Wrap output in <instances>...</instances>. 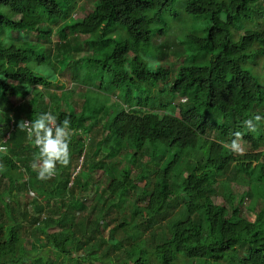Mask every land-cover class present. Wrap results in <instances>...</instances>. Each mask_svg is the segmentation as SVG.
<instances>
[{"label": "trees", "instance_id": "16d2710c", "mask_svg": "<svg viewBox=\"0 0 264 264\" xmlns=\"http://www.w3.org/2000/svg\"><path fill=\"white\" fill-rule=\"evenodd\" d=\"M62 1L72 9L74 0H0V146L7 148L0 153V264H264V209L249 210L253 219L244 215L249 194L232 198L228 182L230 176L242 186L243 174L244 186L264 190V158L223 147L240 132L264 148V124L254 133L243 125L253 114L264 117V28H250L264 26V0L188 1L186 14L210 27L202 40L179 25L184 47H196V62L173 76L146 59L154 36L168 30L162 19L176 0H97L91 13L69 22ZM173 19L166 23L177 24ZM10 31L19 32L20 45L3 38L11 39ZM23 31L46 42L57 31L52 68L35 70L46 65V48ZM79 44L98 53L89 55L93 71L84 84L99 90H88L80 112L75 104L65 111L71 91L48 89L64 71L61 61L71 67ZM48 111L58 122L69 117L77 134L69 166L41 181L31 167L38 150L18 124ZM98 170H107L91 210L99 214L72 222L76 194L90 189ZM217 195L228 206L216 205ZM115 208L130 211L118 222L121 236L111 232L105 240V217ZM24 226L41 232L45 253L29 249Z\"/></svg>", "mask_w": 264, "mask_h": 264}, {"label": "rangeland", "instance_id": "374dc122", "mask_svg": "<svg viewBox=\"0 0 264 264\" xmlns=\"http://www.w3.org/2000/svg\"><path fill=\"white\" fill-rule=\"evenodd\" d=\"M97 0H74L72 9L68 7L66 2L62 1L60 3V6L64 11H66L69 14L68 22L69 21H75L77 19H80L82 17H85L86 14L91 13L94 10V5ZM190 0H176L174 5L172 6L169 11H167L166 14L163 16V32H165L163 35H155L154 36V45H153V52L152 55L146 59L151 65H154L156 68H166L169 69L171 72V75L173 76V73L176 72L179 68V66L182 65H191L194 62H196L190 55L193 53H197L196 47L193 44L186 45L184 47L183 45V37L184 35L191 36L198 39H206L207 37V28L210 27V21L205 18L201 19H194L189 17L186 14V6L187 3ZM215 2L221 3L223 0H213ZM171 16L174 18L172 21L177 24H169L166 23V17ZM220 19L222 21H226V16L222 14L220 16ZM63 25V24H62ZM60 25V26H62ZM179 25L182 28V31L184 35L181 33L179 29ZM60 26L57 27V29L60 28ZM250 28H264V26H257V25H251ZM245 29H248L246 27ZM79 33V32H78ZM242 33V32H240ZM23 36L28 37V39L33 43H39L40 45L44 46L46 48L45 57L43 55L40 57H43L45 59V64L43 67H37L34 66L35 70L42 73L44 72V69L52 68V64L55 62L57 63L55 58V50L53 49V46L55 45V42L57 41V31H54V34L51 36V42H46L44 40H39L38 33L33 32H22ZM11 39H9L6 35L3 36V38L6 40L7 43H11L13 40H15V43L20 45L21 42H19V32L17 31H10ZM80 41L86 40L85 38L87 36H82L79 34ZM85 37V38H84ZM84 38V39H82ZM79 47H75L71 50L72 56H74V61L69 66V60L64 59L60 62V68L64 71L59 73L58 78L56 79L55 83L52 84V87L48 89L49 92L53 94H60L65 91H71V94L68 95L70 98L69 100L62 101L63 109L66 111L67 106L69 104H75L76 111L80 112L81 107L84 106L86 96L88 93V90L92 88L93 90H99V84H96V86H89L87 83V80L90 82V77L85 78V74L93 71L92 64L89 60V55H98L97 51H95L92 44H79ZM202 59H198L197 61H200ZM262 67L259 66L258 72H262ZM51 72V71H50ZM80 82L76 81V78H78ZM94 74V73H93ZM94 78V77H92ZM109 96L110 93H106ZM115 95V94H114ZM115 98H117V94L115 95ZM97 100V99H96ZM21 99L17 96H13V103L15 105L20 104ZM45 101L49 104V101L47 98H45ZM246 152H249L251 155L259 156L260 159L264 158V148L262 149H255L254 145H251L250 143L245 142ZM173 156V152L171 153ZM112 160V158L110 159ZM115 160V159H114ZM147 160V159H146ZM149 160L145 161L143 166L149 164ZM122 166L124 164L120 163ZM114 167H117V164H113ZM125 167V166H124ZM183 167V164H182ZM118 168H121V166H118ZM132 169L137 171V167L133 166ZM107 170H98L94 173L93 180L90 183V189L87 191H80L76 194V201L77 204L74 207V215L72 217V222H78L80 217L91 213L92 217H95L99 214L98 211L92 212L93 207H97V197L98 194H100L101 190H103L104 186L107 185V179H106V172ZM237 180L241 182L242 186H237L236 184H232L230 181V176H228V182L231 186V191L229 192L232 194V198L235 199L234 194L235 193H241L242 191L248 192V197L242 205V211L244 212V215H246L248 218L253 219L254 215L249 212L251 210L254 214L259 213L262 209H264V190L263 188H257V186L250 185L244 186L245 183V176L243 174H239L237 176ZM136 185L139 189H143L145 182L142 179H138L136 182ZM30 197H33V195H30ZM135 194L131 196L133 201V197ZM244 196V194H243ZM230 198V195L228 196ZM215 204L221 205V206H228V204L223 199L222 195H217L215 197ZM236 204V201H235ZM143 207L144 204H141ZM254 209V210H253ZM130 211V209L126 210V208H123L122 210L118 211V208L113 209L111 212L106 214V223L109 227V229H103V237L105 240L109 239V233L113 232L115 237L121 236L120 228L118 227V222L120 219H122L127 213ZM125 213V215H124ZM119 217V218H118ZM117 222H113L115 219H117ZM48 232H52L51 230H48ZM22 235L23 238L28 242V247L32 251L39 253L40 250H42L45 253V249L43 248V245L41 243L42 241V234L37 230L35 227L31 226H24L22 229ZM42 255V254H41ZM103 264V263H98Z\"/></svg>", "mask_w": 264, "mask_h": 264}, {"label": "clouds", "instance_id": "9594fccd", "mask_svg": "<svg viewBox=\"0 0 264 264\" xmlns=\"http://www.w3.org/2000/svg\"><path fill=\"white\" fill-rule=\"evenodd\" d=\"M69 117L58 122V117L51 111L41 113L38 117L26 121L21 120L18 124L20 131H25L27 138L32 142L33 147L38 150L31 164L32 169L37 173V178L47 181L58 173V166L66 168L71 163V142L77 130L72 128ZM264 124V117L253 114L249 119L243 121V125L249 132H256ZM223 147L236 155L246 153L245 142L242 133H234V138ZM0 153L7 154V148L0 146ZM0 165V169H2Z\"/></svg>", "mask_w": 264, "mask_h": 264}]
</instances>
